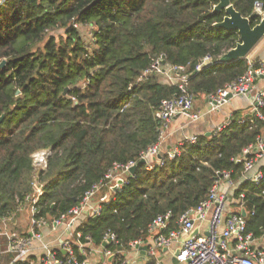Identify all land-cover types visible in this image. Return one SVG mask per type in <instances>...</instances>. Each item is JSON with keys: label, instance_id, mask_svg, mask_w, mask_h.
Instances as JSON below:
<instances>
[{"label": "trees", "instance_id": "1", "mask_svg": "<svg viewBox=\"0 0 264 264\" xmlns=\"http://www.w3.org/2000/svg\"><path fill=\"white\" fill-rule=\"evenodd\" d=\"M243 16L264 0H231ZM218 0H5L0 4V222L20 215L34 191L45 182L37 217L51 220L77 206L84 194L115 163H136L124 182L98 194L99 215H86L76 226L72 245L79 262L87 259L76 241L102 248L112 231L118 243L108 250L123 252L148 227L172 211L164 232L178 229L180 217L207 199L224 171L236 186L233 212H245L247 232L264 234V179L244 178V150L264 136L263 118L235 112L230 124L215 134L196 133V142L181 144L179 156L164 153L152 168L142 154L157 143L161 101L180 94L179 80L163 81L172 67H183L186 87L204 101L246 73L247 58L220 62L239 41L237 31L215 27L225 12H214ZM260 18L251 20L254 26ZM90 27L91 39L84 27ZM209 61L205 62V58ZM160 60L161 71L151 70ZM199 67V68H198ZM176 73V71H175ZM164 75V74H163ZM194 100V101H195ZM245 118L244 123H239ZM51 152L45 170H36L33 155ZM264 174V164L260 167ZM110 192V193H109ZM245 197L242 199L241 194ZM109 195L106 200V196ZM243 205H242V203ZM17 218V219H16ZM12 229L26 235L14 222ZM6 247L0 239V251ZM122 252V256H124ZM89 253V254H90ZM59 258L68 254L57 250ZM118 253L110 264H115ZM120 257V256H119ZM11 253L0 252V264ZM37 264L30 255L16 264Z\"/></svg>", "mask_w": 264, "mask_h": 264}, {"label": "built area", "instance_id": "2", "mask_svg": "<svg viewBox=\"0 0 264 264\" xmlns=\"http://www.w3.org/2000/svg\"><path fill=\"white\" fill-rule=\"evenodd\" d=\"M5 0H0V4ZM262 18L264 8L260 3H255V9ZM209 57L205 58L208 62ZM160 60H157L151 67V70L161 71ZM199 68V67H198ZM168 71H183V67H172ZM264 76V63L258 62L257 65H250L244 75L238 80L229 83L216 94L208 97L211 106L205 111H195L194 96L188 91L187 76L180 75L179 80L180 94L178 96L165 98L161 101L157 117L161 121L159 128V137L157 143L151 145L143 154L149 168H152V160L158 159L163 164L164 153H161L162 143L167 139L170 122L180 114H186L190 123H196L206 114L217 112L230 98L237 96H252V113L263 118L262 108L264 107V89H256L255 81ZM230 96V97H229ZM249 116V117H250ZM230 115L224 122L214 128L217 134L225 129L231 122ZM245 118H241L239 123H244ZM196 134L186 135L183 140L177 143L172 149L166 152L168 158H175L181 153V144L185 142H196ZM246 156L244 163V178L259 183L264 179V174L260 167L264 164V136L260 135L254 145L246 148L243 152ZM51 152L49 150H41L36 152L34 157L36 170H45L47 168L48 157ZM136 166L134 161L127 164L115 163L107 172L105 177L98 183L94 184L88 190L80 203L69 210L68 213L54 217L51 220L39 218L38 202L44 193L45 182L37 179L34 181V191L26 197L27 203L30 204L31 216L29 229L26 235L20 234L12 229L14 215L3 218L0 222V239H5L6 247L2 249V253H11L13 258L8 264H16L25 261L34 253L36 244L41 249L37 264H87V259L79 262L75 255L72 245V238L76 235L80 238V232L75 233L78 226L86 215H99L102 211L100 201L96 202V197L102 191V188L108 187L110 190L120 185V180L124 182L126 174H132L131 168ZM227 190L221 188L223 185ZM236 186V182L232 179L231 173L224 171L220 179L217 180L210 189L207 199L202 201L198 206L187 210L179 219V228L164 232L173 217L172 211L159 214L149 225L148 231L151 234L146 241L139 238L130 243L131 249L123 252L108 250L110 243L117 244V235L108 231L103 237V242L108 245L102 248L92 247V252L86 250V244L76 241L79 249L84 255L90 256L96 251L101 253V257L97 264H110L109 258L118 253L115 264H131L132 256L134 258L140 254V247L147 245L144 258L147 259L143 264H165L159 258L158 251L161 249H169L183 239L181 244L173 252V256L179 264H264V234L260 238H255L252 232H247V221L244 215L233 212L231 204L234 202L232 192ZM110 193V192H109ZM109 195L106 196V200ZM245 195L242 193L241 198ZM242 203V202H241ZM243 205V203H242ZM24 207L20 208L21 210ZM243 212V211H242ZM45 228L57 231L60 228L65 229V237L57 239L55 244L47 242L45 239ZM195 233V234H194ZM61 249L68 254L66 260L57 256V250ZM122 252L124 256H122ZM90 253V254H89ZM30 264H35L31 262Z\"/></svg>", "mask_w": 264, "mask_h": 264}, {"label": "crops", "instance_id": "3", "mask_svg": "<svg viewBox=\"0 0 264 264\" xmlns=\"http://www.w3.org/2000/svg\"><path fill=\"white\" fill-rule=\"evenodd\" d=\"M247 59L250 62H263L264 63V38L252 49L248 54ZM256 89H264V76L258 78L254 84ZM252 97V96H251ZM250 96H237L230 98L217 112L213 114H206L202 119L196 123H190L188 116L186 114H180L176 116L169 124L168 132L169 135L167 139L162 143L161 153H166L174 146L177 145L186 135L196 134L199 132H211L214 128L224 122L230 115H233L235 112H240L244 117H249L252 113V100ZM211 106V103L208 98L204 101L199 100L195 111H205ZM223 185L221 188L227 190V186L220 181ZM232 210V209H231ZM27 228V232H28ZM46 241L51 242L52 245L55 244L54 241L65 237V229L60 228L55 233H52V230L45 228ZM151 236V235H150ZM180 240L172 248H165L158 251V256L161 258L165 264H179L173 256L175 249L179 247L181 242ZM264 246V242H263ZM41 254V249L38 244L34 247L33 255L39 256ZM101 257V253L96 251L87 257V264H97ZM131 264H143L147 261L144 258V255L138 254L134 258Z\"/></svg>", "mask_w": 264, "mask_h": 264}, {"label": "water", "instance_id": "4", "mask_svg": "<svg viewBox=\"0 0 264 264\" xmlns=\"http://www.w3.org/2000/svg\"><path fill=\"white\" fill-rule=\"evenodd\" d=\"M214 12H225L224 19L218 23H215V27L224 28L226 30H235L239 34V41L237 45L224 53L220 57V62H231L233 60L239 58H247L248 54L252 51V49L264 38V14L262 18H260L259 22L252 26L251 20L258 18V14L254 12L249 17L243 16L232 4L231 0H218V3L214 6ZM165 61H162L164 64ZM6 61L3 60L0 63V68L4 67ZM230 97V96H229ZM4 115L0 116V124ZM211 132H208L207 135H210ZM141 162H145L144 159ZM136 170V166L131 168V172L134 173ZM122 183V180L119 181ZM118 185H116V188ZM242 215L245 216V212H242ZM195 234V233H194ZM107 242H103V246H107ZM147 250V245H143L140 247L141 254L144 255ZM113 256L109 258L112 261Z\"/></svg>", "mask_w": 264, "mask_h": 264}, {"label": "rangeland", "instance_id": "5", "mask_svg": "<svg viewBox=\"0 0 264 264\" xmlns=\"http://www.w3.org/2000/svg\"><path fill=\"white\" fill-rule=\"evenodd\" d=\"M90 27H84L83 31L85 32V37L87 40L91 39V34H90ZM164 74V75H163ZM161 76V79L163 81H169V82H174L177 80V78L180 76L177 72H170V71H166V73H163ZM198 104V100L194 101V105L195 107H197ZM99 197H96V202L99 201ZM20 215L18 216V223L20 225V228L24 231L27 230V228H29V223H30V216H31V210H30V204L28 203L22 210H19ZM55 233V231H52L50 234Z\"/></svg>", "mask_w": 264, "mask_h": 264}]
</instances>
